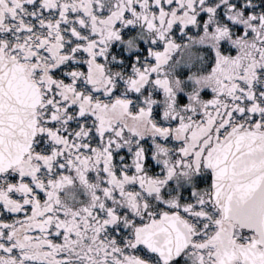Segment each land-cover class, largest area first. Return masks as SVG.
I'll return each mask as SVG.
<instances>
[{"label": "snow or ice", "instance_id": "obj_1", "mask_svg": "<svg viewBox=\"0 0 264 264\" xmlns=\"http://www.w3.org/2000/svg\"><path fill=\"white\" fill-rule=\"evenodd\" d=\"M0 264H264V0H0Z\"/></svg>", "mask_w": 264, "mask_h": 264}]
</instances>
